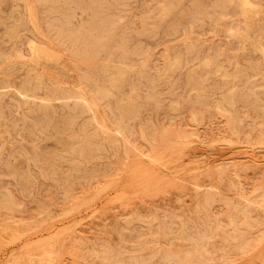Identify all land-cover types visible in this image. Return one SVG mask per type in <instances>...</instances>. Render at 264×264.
<instances>
[{"label": "rangeland", "instance_id": "rangeland-1", "mask_svg": "<svg viewBox=\"0 0 264 264\" xmlns=\"http://www.w3.org/2000/svg\"><path fill=\"white\" fill-rule=\"evenodd\" d=\"M244 1L0 0V264H264Z\"/></svg>", "mask_w": 264, "mask_h": 264}, {"label": "bare ground", "instance_id": "bare-ground-1", "mask_svg": "<svg viewBox=\"0 0 264 264\" xmlns=\"http://www.w3.org/2000/svg\"><path fill=\"white\" fill-rule=\"evenodd\" d=\"M244 1V0H243ZM245 2V4H246V1H244ZM249 3V2H248ZM30 40H28V42H29ZM34 41V40H33ZM36 43V42H35ZM33 44V43H32ZM38 44H36L35 46H37ZM39 45H41V44H39ZM34 45H31V48L30 49H32L33 50V52H40V54L41 53H44L46 56H48V57H55L54 55H52L50 52H51V49L50 50H47V49H44V48H36ZM39 47V46H38ZM40 49H42V50H40ZM49 49V48H48ZM50 51V52H49ZM31 52V51H30ZM40 54H38V55H40ZM53 54H54V52H53ZM44 55V56H45ZM60 55V54H59ZM32 56V55H31ZM34 57V56H33ZM40 57H41V55H40ZM46 58L47 60L49 59V58ZM38 58V57H37ZM31 59H33V58H31ZM36 58H34L33 59V61L35 60ZM45 60V59H44ZM82 87V86H81ZM111 88V87H110ZM98 92L99 93H101V95L102 96H105V92L103 91V89H101V88H99L98 89ZM36 96V95H35ZM89 96V100H90V107H97L99 104H98V102L94 99V97H92L91 95H88ZM87 96V97H88ZM32 97H34V96H32ZM39 98V97H38ZM33 99V98H32ZM43 100V99H42ZM44 100H46V99H44ZM48 100V99H47ZM95 121V120H94ZM103 126L104 127H107L106 129H109V128H111V126L106 122V121H104L103 122ZM116 132V131H115ZM79 137V136H78ZM88 140H89V138H88ZM260 142V141H259ZM213 143V142H212ZM214 145V144H213ZM160 149V148H159ZM173 149V148H172ZM158 150V149H157ZM156 150V151H157ZM175 153V152H174ZM173 154V153H172ZM160 155V154H159ZM150 156V155H149ZM155 158H156V156H154ZM157 157H158V155H157ZM154 158V159H155ZM159 158V157H158ZM178 158V157H177ZM176 158V159H177ZM154 159H151V160H154ZM160 159H161V155H160ZM156 160H157V158H156ZM147 161V160H146ZM158 161H159V159H158ZM148 162V161H147ZM154 162V161H153ZM190 162V161H189ZM150 164V163H149ZM164 164V163H163ZM143 165V164H142ZM145 165V164H144ZM168 165V164H167ZM157 166V165H156ZM156 166H154V167H156ZM140 168V167H139ZM145 168V167H144ZM159 168V167H158ZM150 169V168H149ZM144 170V169H143ZM151 170V169H150ZM155 170V169H154ZM145 171V170H144ZM163 171H166V170H163ZM179 171V170H178ZM159 172V171H158ZM177 172V171H176ZM169 173H171V172H169ZM153 175V174H152ZM157 175H159L158 173H157ZM156 175V176H157ZM161 175V174H160ZM165 175V174H164ZM154 177H156L155 175H153ZM167 176V175H166ZM169 176V175H168ZM170 176H172V175H170ZM154 177H151L152 179L154 178ZM158 177V176H157ZM163 177H165V176H163ZM168 178V177H167ZM160 179H162L163 180V178H160ZM159 179V180H160ZM165 179V178H164ZM151 180V179H150ZM154 180V179H153ZM156 183H157V180L155 179L154 180ZM153 181V182H154ZM151 182V181H150ZM153 182H151V184H153ZM147 186V185H146ZM147 189V188H146ZM144 190V189H143ZM81 205V204H80ZM78 207H80V206H78Z\"/></svg>", "mask_w": 264, "mask_h": 264}]
</instances>
